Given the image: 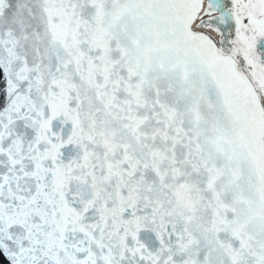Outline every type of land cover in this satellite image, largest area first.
<instances>
[{
    "label": "snow or ice",
    "instance_id": "obj_1",
    "mask_svg": "<svg viewBox=\"0 0 264 264\" xmlns=\"http://www.w3.org/2000/svg\"><path fill=\"white\" fill-rule=\"evenodd\" d=\"M0 264H264V0H0Z\"/></svg>",
    "mask_w": 264,
    "mask_h": 264
}]
</instances>
